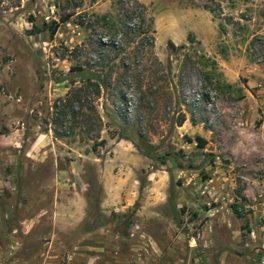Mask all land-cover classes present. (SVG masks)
Returning a JSON list of instances; mask_svg holds the SVG:
<instances>
[{
	"label": "rangeland",
	"instance_id": "374dc122",
	"mask_svg": "<svg viewBox=\"0 0 264 264\" xmlns=\"http://www.w3.org/2000/svg\"><path fill=\"white\" fill-rule=\"evenodd\" d=\"M181 1L0 0V264H264V0Z\"/></svg>",
	"mask_w": 264,
	"mask_h": 264
},
{
	"label": "trees",
	"instance_id": "16d2710c",
	"mask_svg": "<svg viewBox=\"0 0 264 264\" xmlns=\"http://www.w3.org/2000/svg\"><path fill=\"white\" fill-rule=\"evenodd\" d=\"M135 10H133L132 11V13L133 14H129L128 15V17L129 18H132V17H134L135 15ZM66 20V19H65ZM132 20V19H131ZM132 24H134V26H135V23H133L132 22ZM154 22H153V19L151 20V24L149 25V28H147V31H144L145 33H147L150 29V31L151 32H153L154 34H156V29L154 28ZM59 26H60V24L58 23V22H56V21H53V23H51V24H47V25H44V29L43 30H48L49 32H50V34L53 36V35H55L56 33H57V31H58V29H59ZM150 39V44L151 45H154V43H155V41H156V38H155V36L154 35H152V36H150L149 37ZM190 42L192 43V42H194L193 41V39L192 38H190ZM186 47V45L185 44H182V45H177L173 40H169L168 41V48H169V51L172 53V54H174L175 52H177L178 50H180V49H182V48H185ZM79 70H81V68L79 69ZM118 95H119V99L120 100H124V94H123V92L122 91H119L118 92ZM77 98H79V99H76V100H81L82 99V97L80 96V95H77ZM142 99L143 98H141L140 97V102H142ZM68 102H73V101H71V100H69L68 99ZM186 119H187V117H186V115L184 114V113H180L179 115H178V120L176 121L177 122V124L178 125H182L185 121H186ZM119 135H121V134H119ZM122 136V135H121ZM121 138H123V136L121 137ZM193 141H196L197 142V144H198V146L200 147V148H204L205 147V145H206V143H207V141H206V139L205 138H203V137H201V136H196V138L195 139H192V138H188V142H193ZM235 207H236V205H234ZM235 212H236V214L238 215V216H240V213L238 212V211H236L235 210Z\"/></svg>",
	"mask_w": 264,
	"mask_h": 264
},
{
	"label": "crops",
	"instance_id": "0c3cea01",
	"mask_svg": "<svg viewBox=\"0 0 264 264\" xmlns=\"http://www.w3.org/2000/svg\"><path fill=\"white\" fill-rule=\"evenodd\" d=\"M143 2H145L146 4H150V2H152V0H142ZM159 1V0H158ZM173 1V3H175V4H177L178 3V1L179 0H172ZM181 1V0H180ZM160 3H162V1L161 2H159V4ZM173 3L172 4H168V5H166V7H171L172 5H173ZM181 3H182V1H181ZM158 4V3H157ZM156 3H155V6L157 5ZM183 5V4H182ZM160 7V6H159ZM184 7V6H183ZM190 9H192V8H190ZM191 11H193V10H191ZM155 12V18H154V20H153V22H154V28H158V31H159V28H161L162 26H164L166 23V18H165V16L164 17H162V11L161 12H157L156 10L154 11ZM164 15V14H163ZM192 30H195V29H193L192 28ZM204 37V36H203ZM170 40H173L175 43H181V41L182 42H184L186 39L185 38H183L182 40H180V41H175L173 38H170Z\"/></svg>",
	"mask_w": 264,
	"mask_h": 264
}]
</instances>
